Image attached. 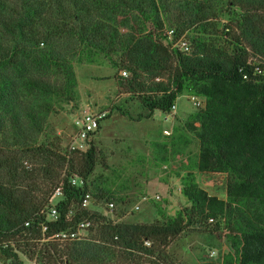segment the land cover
Here are the masks:
<instances>
[{
    "label": "trees",
    "instance_id": "trees-1",
    "mask_svg": "<svg viewBox=\"0 0 264 264\" xmlns=\"http://www.w3.org/2000/svg\"><path fill=\"white\" fill-rule=\"evenodd\" d=\"M180 38L187 52L173 47ZM93 55L127 74L120 88L143 111L133 117L111 106L109 114L139 121L171 113L183 94L204 99L174 129L197 144L175 174L189 206L174 215L158 209L151 223H117L82 210L98 164L94 138L70 156L47 142L49 116L78 101L73 61ZM173 140L183 150L190 143L182 134ZM197 174L224 179L225 199L203 190ZM59 183V217L47 222L36 212ZM94 190L96 199L116 201ZM81 217L94 223L89 239L63 247L39 241L41 222L47 237ZM25 221L31 235L22 254L38 264H171L169 248L181 236L218 229L239 235L238 264H264V0H0V235Z\"/></svg>",
    "mask_w": 264,
    "mask_h": 264
},
{
    "label": "rangeland",
    "instance_id": "rangeland-1",
    "mask_svg": "<svg viewBox=\"0 0 264 264\" xmlns=\"http://www.w3.org/2000/svg\"><path fill=\"white\" fill-rule=\"evenodd\" d=\"M226 21L223 18L221 24ZM113 59L117 60L115 56ZM73 66L78 82L77 104H63L61 110L51 114L46 130L47 142L59 146L64 152L75 134L73 117L79 111L106 110L109 113L113 106L126 109L133 117L143 113L138 102L128 101L127 94L121 90V72L102 55H93L90 60L84 58L79 62L74 60ZM194 111L188 96L183 94L176 100L175 111L169 114L154 111L151 118L138 121L123 117L116 110L110 113L109 119L102 121L100 130L94 136L98 164L87 182L92 196L89 211L117 223H151L160 218L158 209L167 215H174L188 207L181 195L179 177L175 174L182 169V164H188L186 157L193 159L197 144L190 134L174 129L180 127ZM163 130L171 131L170 136H164ZM180 134L190 142L185 150L182 149V142L175 141V147L172 145L173 139ZM172 148L184 153L173 154ZM165 153L170 155L168 163L163 159ZM30 162L26 161L35 167ZM197 182L209 195L225 199L224 179L197 174ZM40 183L43 181H38ZM94 188L102 191L103 196L107 193L116 199L109 201L114 203L112 211L106 208V200L95 198ZM35 194L38 195L39 191L35 190ZM155 195L160 196V200H142L144 196L153 199ZM136 206L139 210H135ZM213 233L193 231L181 236L169 248L172 263L208 264L219 261V264H236L239 235H230L225 229ZM211 252H215L213 258H210Z\"/></svg>",
    "mask_w": 264,
    "mask_h": 264
},
{
    "label": "built area",
    "instance_id": "built-area-1",
    "mask_svg": "<svg viewBox=\"0 0 264 264\" xmlns=\"http://www.w3.org/2000/svg\"><path fill=\"white\" fill-rule=\"evenodd\" d=\"M168 41H172L173 39V30L167 29L165 32ZM173 47L177 48L179 51L187 52L189 50V45L186 40L183 38L178 39L173 44ZM122 77H126L125 72L120 73ZM189 102L192 104L194 109L203 108L205 105L204 99L197 97V96H189ZM176 104L171 107V112L175 111ZM108 111H96V112H87V111H79L73 117V126L75 129V134L70 138V141L67 144L66 152L68 156L72 153H85L89 147V141L94 138V133L97 132L98 128L101 127L102 121L107 119ZM171 131L164 130V136H170ZM70 184L73 186L82 184L81 180L77 179L76 177H71ZM63 199L62 194V185L59 183L55 186L48 196L46 203L40 207L37 212V217H44L46 218L47 222H54L59 217V209L57 205ZM92 200V197L89 194L84 195L83 200L80 203V207L82 210H88V206ZM143 201L149 200H160V196L155 195L152 198L149 197H142ZM106 208L109 211H112L114 208L113 202H107ZM135 210H139V207L136 206ZM95 212V211H93ZM75 211L73 208H68L67 212L65 213L66 220H71L74 217ZM212 221V220H210ZM41 230V239L40 242H51L59 247H63L72 242L84 241L89 239L90 236V229L94 227V223L92 220L88 219L87 217H81L75 223L74 228L72 230H67L64 232H57L51 234L50 236H45V232L47 231V224L41 222L40 224ZM23 229L19 232L12 231L3 233L0 235V264H38L36 260H28L27 257L22 254V249H24L23 238L28 237L31 235L30 228L31 222L25 221L23 223ZM143 245L145 247H149L150 243L148 241H144ZM215 256V252L210 253V258Z\"/></svg>",
    "mask_w": 264,
    "mask_h": 264
},
{
    "label": "crops",
    "instance_id": "crops-1",
    "mask_svg": "<svg viewBox=\"0 0 264 264\" xmlns=\"http://www.w3.org/2000/svg\"><path fill=\"white\" fill-rule=\"evenodd\" d=\"M164 131V130H163ZM223 258V257H222ZM222 258H221V260H222ZM236 264H238V259H237V262H236Z\"/></svg>",
    "mask_w": 264,
    "mask_h": 264
}]
</instances>
